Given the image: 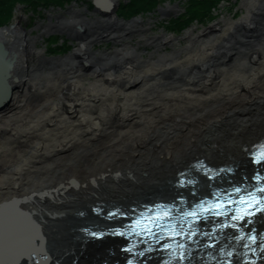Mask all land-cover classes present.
Listing matches in <instances>:
<instances>
[{
    "label": "bare ground",
    "instance_id": "6f19581e",
    "mask_svg": "<svg viewBox=\"0 0 264 264\" xmlns=\"http://www.w3.org/2000/svg\"><path fill=\"white\" fill-rule=\"evenodd\" d=\"M114 2L99 0L103 9L98 8L108 14ZM259 2L247 0L238 20L222 19L225 45L205 42L194 53L190 46L156 49L148 58L141 57L142 39L175 46L179 37L139 30L140 38L132 42L138 30H82L73 51L50 58L25 30H16L17 46L12 30H0L9 63L0 52V93L5 83L10 91L0 105V264H123L134 257L120 250L128 246L123 239L84 234L87 228L101 231L118 224L101 214L130 213L144 203L171 200L166 206L192 209L213 197L210 184L246 181L254 169L249 147L264 140L263 106L257 108L264 99V58L252 47L264 36V0ZM109 18L117 20L112 13ZM139 21L133 23L142 25ZM234 23L238 30L232 34ZM105 37L113 40L111 47L95 50ZM237 48L254 61L249 75L224 78ZM180 50L185 54L175 55ZM245 63L240 65L246 68ZM203 70L205 77L196 75ZM24 99V107L34 110L30 115L11 118L3 112ZM203 163L230 165L233 173L207 178L195 171ZM181 177L195 183L179 188L175 182ZM236 235L232 227L221 233L226 242ZM260 256L264 263V253ZM159 259L153 256L146 264Z\"/></svg>",
    "mask_w": 264,
    "mask_h": 264
},
{
    "label": "rangeland",
    "instance_id": "374dc122",
    "mask_svg": "<svg viewBox=\"0 0 264 264\" xmlns=\"http://www.w3.org/2000/svg\"><path fill=\"white\" fill-rule=\"evenodd\" d=\"M23 1L25 0H15L12 7L11 5H8V7H6L7 5H3L2 8L5 7L4 11L0 10V30H12L10 35L12 37L11 41L13 46L18 45L16 30H25L30 36L36 37L34 41L36 48L43 50L45 56L50 58L64 57L73 51L78 42V33L82 30H138L131 34L133 38L132 42L140 38L142 33H140L139 30H151L152 33H160L163 30L167 34H174V36L179 37V41L175 46H158L154 43L148 45L146 44L147 42L142 39L140 48L142 50L141 57L144 58H148L150 53L156 49L163 53L174 51V49L177 48L184 49L185 46H190L189 48L193 49L191 52L194 53V49L205 42L215 43L220 41V44L223 46L228 42L222 41V37L227 34V30L225 29L226 25L225 22H222V19L228 18L230 21L238 20L247 11L248 6L246 5L247 0H224L219 4L218 8L210 14L212 17L208 14L201 21H195L191 23L190 26L179 30L178 26L181 21L173 22V20L181 19L185 14L184 9H186L187 6L186 0H151L152 3L156 4L154 9L130 18L125 16V10L132 0H116L110 13L114 14L117 20L109 18L110 13L105 14L101 10L103 9L102 7L101 9L95 7L93 0H59V3L49 5L40 4L43 0H29V2H33L32 4ZM260 1L258 5H262L263 0ZM139 20L142 22V25L136 22L133 23ZM123 22L128 23L129 26L124 28L123 25L120 24ZM12 24L13 26H10ZM189 30H194L195 36L188 37L187 32ZM234 30H238L235 23L229 32L234 34ZM247 33L248 32L244 34ZM229 40L230 39H228V41ZM245 40L248 41V39ZM112 43V39L105 37L97 42L93 48L95 50L110 48ZM67 46L69 47L66 48ZM233 46L237 47V45ZM252 47L254 50L258 51V56L264 58V36H261V39ZM182 51L185 52V50H180L179 52H175V55L179 54L183 56L185 53ZM157 59V55H155L154 62L158 61ZM242 61L246 62V68L240 65ZM161 62L162 60H159L156 64ZM82 63L84 65L83 70L90 73V67L86 66L85 62ZM252 63H254L252 58L247 56L245 51L237 48L226 62V66H228L227 69L230 70L229 73L224 75V78H228L226 77L228 74L232 77L249 75ZM209 69L215 72L216 67L212 66L209 67ZM205 70L196 72V75L205 77L201 76ZM25 77L27 78L28 76ZM33 80L37 81L39 78H33ZM85 82H87V80ZM25 92L26 86L21 87L18 97L21 98ZM26 101L28 100L24 99L19 101L20 106L17 105L15 109V104L7 106L3 112H5V114H10L11 118L17 117V115L21 113L30 115L34 110L31 109L29 103L27 107H24L25 105H23V103ZM260 105H262L263 108L259 109L264 111V99L257 101V108Z\"/></svg>",
    "mask_w": 264,
    "mask_h": 264
},
{
    "label": "snow or ice",
    "instance_id": "6c2138e0",
    "mask_svg": "<svg viewBox=\"0 0 264 264\" xmlns=\"http://www.w3.org/2000/svg\"><path fill=\"white\" fill-rule=\"evenodd\" d=\"M264 147V146H262ZM252 155V163L256 165H261V168L257 171L255 175L252 176V179L254 180H260L261 177L259 175V171H264V151L256 152V153H251ZM180 183H183V180L180 181ZM232 192H235L237 194L241 193V188L239 187H234L231 189ZM225 199L223 202H221L220 199H217L216 201L210 202V205L212 208L216 209L215 215H225L226 210L222 211L224 208V203L227 204H235L236 205V212L238 213L236 216H233L232 219L234 221L238 220H244L246 217L249 218V222H252V219L255 217L256 213H264V184L261 185L259 190H253L252 193H245L243 195L239 196V201H233L230 197H227V194H222ZM204 201H201V204H203ZM174 206V205H173ZM154 207H161L160 205H155ZM204 211H208V209H205ZM121 215H126V213L121 212ZM110 216L112 215L111 213L109 214ZM187 215L195 216L196 212H190L187 213ZM165 216H170V213L164 212V214L157 215V218L155 220L151 219L150 217H141L139 221H132V229L133 230H138L141 234H146L149 236H154V232L152 231L153 228L157 229L158 231H161L164 234L167 235H184L183 231L177 232L175 227H174V222L171 220L164 221ZM160 221H164L166 224L171 227V231H169L168 228H164L161 226ZM143 225V227H139V225ZM233 228L237 227L235 223L231 225ZM93 236H99L102 235L103 233L101 232H93L91 233ZM116 234H121V235H131V232L125 231L121 233L119 229L116 230ZM243 235V234H242ZM189 240L192 239V236L189 235L187 237ZM249 240L255 241L257 239L256 235H251L248 237ZM163 247L165 249L169 248V244H164ZM247 247V245H245ZM264 247V245H262ZM131 264V262H129Z\"/></svg>",
    "mask_w": 264,
    "mask_h": 264
},
{
    "label": "trees",
    "instance_id": "16d2710c",
    "mask_svg": "<svg viewBox=\"0 0 264 264\" xmlns=\"http://www.w3.org/2000/svg\"><path fill=\"white\" fill-rule=\"evenodd\" d=\"M15 0H0V10L4 11L3 5H13V2ZM62 1V0H60ZM224 0H186L187 6L186 9H184L185 14L181 17V19L173 20V22H180V25L178 26L179 30H182L183 28H186L190 26L191 23L195 21H201L204 19L205 16L209 14L210 15L214 10H216L219 6V4ZM23 2H29V0H25ZM32 4L33 2H29ZM59 3V0H43L40 2V4L46 5V4H55ZM156 6L155 3H152L151 0H132V2L126 7V15L127 18L140 15L143 13H147L148 11H151ZM10 11V10H9ZM2 12V11H1ZM3 13V12H2ZM174 26V25H173ZM67 46L66 48H68Z\"/></svg>",
    "mask_w": 264,
    "mask_h": 264
},
{
    "label": "water",
    "instance_id": "95a60500",
    "mask_svg": "<svg viewBox=\"0 0 264 264\" xmlns=\"http://www.w3.org/2000/svg\"><path fill=\"white\" fill-rule=\"evenodd\" d=\"M98 1L99 0H93V2H94V4H95V7H98L99 5H98ZM10 26H13V24L12 25H10ZM11 28V27H10ZM0 52H1V57H4L2 60H3V62L6 64V66H8L9 65V63H8V60L5 58V54H6V50L4 49V47H3V43L0 41ZM4 59H6V60H4ZM4 74H5V78H6V74H7V72H6V70L4 71ZM9 93H10V91H9V88H8V86H7V84L5 83V91H3V92H1L0 94V105L5 101V100H7V98H8V96H9Z\"/></svg>",
    "mask_w": 264,
    "mask_h": 264
}]
</instances>
